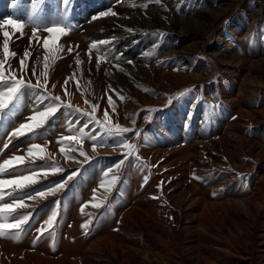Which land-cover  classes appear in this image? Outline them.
Wrapping results in <instances>:
<instances>
[{
    "label": "rangeland",
    "instance_id": "obj_1",
    "mask_svg": "<svg viewBox=\"0 0 264 264\" xmlns=\"http://www.w3.org/2000/svg\"><path fill=\"white\" fill-rule=\"evenodd\" d=\"M0 61V179L36 180L0 187V264H264V0H0Z\"/></svg>",
    "mask_w": 264,
    "mask_h": 264
},
{
    "label": "snow or ice",
    "instance_id": "obj_2",
    "mask_svg": "<svg viewBox=\"0 0 264 264\" xmlns=\"http://www.w3.org/2000/svg\"><path fill=\"white\" fill-rule=\"evenodd\" d=\"M13 2H15V0H13ZM70 2V0H64L65 4H68ZM39 3H41V0H33V4H34V10H35V6L39 5ZM101 16H105L107 15V13L101 12L100 13ZM3 25H13L14 28L17 31H20L23 28V25L17 23L16 20L14 19H7L3 21ZM53 31H59L62 32L63 29L57 28V29H52L49 28L48 32H53ZM9 36L8 32H4V37L6 38L4 41V48L3 51L5 53V56H15V53H10L9 52V46H8V40L7 37ZM45 47H47V40H45ZM69 51H71V48L69 49ZM25 55H27V53H25ZM0 64H3V61H0ZM20 65L21 68H23L24 66V60L23 58L20 61ZM4 81V74L2 72H0V82ZM37 87L39 86V84L36 85ZM20 87H21V82L20 81H16L15 82V86L8 88L6 92L4 91H0V110H4L9 108V105H13V109L12 112L13 114H15L16 112H18L20 110V107L22 106L21 102H20V96H19V91H20ZM59 97H55L56 101H59ZM108 103L110 105L113 104L112 98L109 97L108 98ZM95 105H93V108L95 109ZM114 107V105H113ZM55 111V109L49 108L46 112L43 113H39V120L37 119L36 115H33L32 117H30V119L33 121V123H23L19 126V128H17L15 130V132L13 133L15 136L19 137L22 135H28V134H34L35 131L41 127L42 122L45 121L53 112ZM108 113L105 112V119H107ZM89 119H91L93 122H95L96 124L100 125L101 122L98 120H95L94 117H92L91 115H89ZM108 134L111 135L113 133V129L112 128H107L106 129ZM83 129H81V133H83ZM116 133H129L132 132L133 129L130 128H119L117 127L114 130ZM138 135V134H137ZM69 140L75 139V137H70L68 138ZM99 140V142L104 143V139L101 136H93L92 137V141L93 144L95 145V143ZM124 146L127 147L128 149H135L137 146L135 144H128L127 141L124 142ZM5 148H7V145H4ZM32 149H40L42 151V149L40 148L39 145H31L29 148V155H31L33 157L32 159V163L35 164V154L32 152ZM15 161L18 162H23L24 161V157L22 156H17L14 158ZM5 165H10V167L7 169L8 172H15L18 168H20L22 166L21 163H16L13 164L12 160H5L4 161ZM5 171V169L0 166V172ZM57 171H63V169H57ZM78 173L76 172H72L71 175H69L67 177V180H71L73 178V176L77 175ZM45 175H47V173H45ZM67 180L64 183H58L56 184V186L53 187H49L47 192L48 194H55L56 192H58L60 189L64 188ZM149 177L145 176L144 177V185L145 186L148 183ZM28 182L30 184H35L36 180L34 178V175L32 176H17L14 177L12 179H0V187L3 186H9V192L11 195L15 196L21 193L17 192V189L22 190L23 188L26 187V183ZM46 195L45 192L43 191H38L37 192V196H44ZM30 199H34L35 197H29ZM20 208L25 207L23 201H17L16 202ZM12 211L13 210V205L10 204H3L0 205V212H4V211ZM53 215H55V213H53ZM28 219L27 216H24L22 219L17 220L16 223L14 224H9L7 226L0 224V229H3L5 227H8L10 229H16V230H21V225L25 223V221ZM51 221V217H49V221H46L45 223H48ZM37 231H40L39 229ZM3 233H0V235H2ZM35 243V241H34Z\"/></svg>",
    "mask_w": 264,
    "mask_h": 264
}]
</instances>
